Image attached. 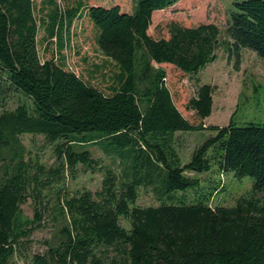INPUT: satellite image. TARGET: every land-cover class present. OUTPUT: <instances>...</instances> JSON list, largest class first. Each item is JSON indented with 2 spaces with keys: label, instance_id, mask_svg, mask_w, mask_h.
Instances as JSON below:
<instances>
[{
  "label": "trees",
  "instance_id": "obj_1",
  "mask_svg": "<svg viewBox=\"0 0 264 264\" xmlns=\"http://www.w3.org/2000/svg\"><path fill=\"white\" fill-rule=\"evenodd\" d=\"M177 1L132 0L126 10L120 3L74 0L53 3L42 17L34 0H0V101L25 98L0 112V264H264V125L236 126L233 116L224 127L191 124L175 107L164 70L152 66L196 75L220 48L234 53L236 64L241 48L264 60V0H233L223 35L214 23H171L167 38L151 37L152 14ZM73 22L80 30L88 26L109 60L108 68L91 72L100 73L103 85L67 64L62 51ZM213 92L199 85L186 108L203 121ZM200 130L214 135L182 165L174 133ZM22 134L42 135L53 145L54 165L26 159ZM90 144L129 158L121 176L93 158ZM79 168L102 174L96 192L68 191L66 177ZM212 168L252 178L251 194L233 206L212 208L209 199L172 203L173 193L199 184L186 172ZM141 187H151L157 206L137 205ZM28 199L31 218L21 210ZM47 222L55 232L44 251L26 254L31 235Z\"/></svg>",
  "mask_w": 264,
  "mask_h": 264
},
{
  "label": "rangeland",
  "instance_id": "obj_2",
  "mask_svg": "<svg viewBox=\"0 0 264 264\" xmlns=\"http://www.w3.org/2000/svg\"><path fill=\"white\" fill-rule=\"evenodd\" d=\"M34 1L36 6H40L43 10L40 12L39 9L42 17L53 8V3L58 6H70L74 2V0H53L51 4L49 0ZM85 1L93 5L120 3L126 10L130 9L132 5V0ZM232 2L233 0H178L171 7L155 11L152 14V23L148 34L156 39L167 38L168 26L171 23H178L184 27L214 23L221 28L223 35L230 18V12L233 11ZM82 28L80 30L76 22H73L69 32L65 34L66 46L62 52L67 56L69 68L89 81L90 75L95 70L108 68L109 60L96 49L92 31L88 26ZM42 32L40 30V36ZM49 40L52 43L50 48L55 47L54 38ZM238 54L239 62L236 64V55L234 53L229 55L227 51L220 48L217 51L216 60L206 65L196 75L184 74L170 64L152 63V66L164 70L163 79L171 93L175 107L191 124L203 123L206 127H224L228 125L233 116L236 126H245L250 123L264 125V60L246 48H241ZM91 76L92 84L97 85L101 82L100 85L104 84L100 73H94ZM202 84H208L214 90L211 114L203 121L193 111L186 108L189 99L195 95L196 88ZM22 101H25V98L18 94L2 99L0 112L13 110ZM212 135L214 133L209 130L174 133L173 147L181 164H187L195 149ZM19 141L24 147L26 159L38 161L47 167L54 165L53 145L47 143L42 135L22 134L19 136ZM86 148L91 152L93 158L99 160L101 165L110 167L118 176H121L124 168L126 170L124 163H128L129 158L123 161L118 151H103L94 144L87 145ZM186 174L195 176L199 180V184L195 188L173 193V204H193L209 199L208 204L212 208L218 205L233 206L237 198L250 195L252 192L253 180L250 177L238 179L231 173L218 175L214 168L208 172L198 174L186 172ZM101 180L100 172H85L79 168L75 177L72 178L70 175L66 177L65 185L70 192L87 189L94 193L99 189ZM215 188L217 192L211 196L210 194ZM158 204L159 201L151 187L139 188L138 206L148 207ZM21 210L26 217H32L33 208L30 199L21 206ZM121 225L128 228V223L124 220L121 221ZM53 232L55 229L49 222L43 228L34 231L25 253H42L45 249L43 242L48 240ZM19 263L24 264L21 260Z\"/></svg>",
  "mask_w": 264,
  "mask_h": 264
}]
</instances>
